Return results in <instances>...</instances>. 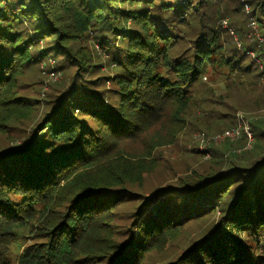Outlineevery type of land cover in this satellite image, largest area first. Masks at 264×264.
Here are the masks:
<instances>
[{
  "label": "trees",
  "instance_id": "obj_1",
  "mask_svg": "<svg viewBox=\"0 0 264 264\" xmlns=\"http://www.w3.org/2000/svg\"><path fill=\"white\" fill-rule=\"evenodd\" d=\"M250 23L264 41V0H0L1 128L30 109L16 92L28 67L58 58L72 70L26 136L0 147V264H13V244L16 264H142L217 213L163 264H264V119L251 121L249 146L225 141L224 171L145 190L153 151L210 121L202 104L217 71L264 107V42L247 38ZM124 206L128 227L115 222Z\"/></svg>",
  "mask_w": 264,
  "mask_h": 264
},
{
  "label": "rangeland",
  "instance_id": "obj_2",
  "mask_svg": "<svg viewBox=\"0 0 264 264\" xmlns=\"http://www.w3.org/2000/svg\"><path fill=\"white\" fill-rule=\"evenodd\" d=\"M247 8L248 7L245 9ZM224 19L226 18H223L221 25L226 29L227 24ZM223 21H225V23H223ZM248 26L251 32L246 34L247 38L252 42H264L263 37H260V32L255 29L253 23H250ZM230 32L232 33L233 31ZM233 39L237 43V47L241 48L243 41L234 34ZM40 46L45 47V43ZM84 46H88L91 53H95L96 49H98V45L95 43L94 46L92 41L89 44L85 43ZM244 52L246 56L252 57L251 54H253V57L256 58L255 48L252 45H250L249 49ZM100 55L106 57L103 53H100ZM58 57L60 58V56ZM53 59L54 58H46V64L38 63V68L35 67L36 69L33 70L31 67H28L24 71V74L19 78L20 80L18 81L16 92L18 96L22 98L26 106H30V109L29 111H26L24 115H21L20 118H15L10 122V126L5 128L0 127V147H10L22 137L26 136L33 126L39 122L43 110L46 107L45 102L51 100L55 95L56 90H61L63 83L68 77H70L72 70L66 68L62 70L61 67L58 68L57 64L62 66L61 60L58 58H55V60ZM258 60L259 59H257V61ZM244 63H247L246 57ZM103 64L105 71L100 72V76H106L107 73L105 72L111 71L106 65L107 63L105 60L103 61ZM52 71H55L53 72L54 74H52ZM96 76L97 74L95 73L93 78ZM206 77L207 80H210V77ZM213 80L214 83L210 85L212 92H209L207 100L202 104V107L208 112L204 117L208 116L207 118H210V121L206 124L203 121L187 124L185 129L181 130L179 133L180 135L182 133V135L177 136V140L174 144L165 147H158L153 151L154 156H157L158 158L156 164L157 168L148 176L149 179L145 190L149 191L151 188L165 187L168 184L175 185L178 178H186L192 173H204L208 170L210 164H219L221 165L220 170L224 171L226 166L229 165V161L224 160L229 156L228 150L231 145L225 141H235L229 139L223 140V131L228 129L227 127L229 126L228 122H226L228 117L232 118L233 122H235L231 127L237 125L240 118L247 122L249 128L251 126V121L254 119H264V107L250 108V104L254 106L251 103L253 98H245L248 101L244 102L234 96L240 93L235 86L227 84V78L223 76V72L217 71ZM104 83L109 86L108 81L105 80ZM254 96L255 94H253V97ZM222 100H227V105L225 102L222 104L220 103V105L215 104V102ZM212 108H214L216 114L211 111ZM220 112L229 113L230 115L223 117V114H220ZM217 116L219 118H217ZM199 118L200 116L198 115L193 117V120L198 121ZM163 120L168 121L167 118H164ZM184 133H186L185 136ZM201 133L204 134V139L202 141L197 140L195 137L199 134L202 135ZM205 137H209L208 141H206ZM126 144L131 143L128 142ZM134 146L136 147L138 144H134ZM247 146H249L248 141ZM230 148L233 149V147ZM137 153H139L138 150L133 151V155ZM132 208L133 206H124V208L118 211V214L115 217L117 226L124 225L125 227H128L130 225V221L126 219V216ZM217 216L218 213L215 216L211 214L209 219L194 220L190 222L187 224V228L183 227L174 241H170L164 252L148 254L142 264H163L166 259L174 257L179 249L189 245L198 235H202L205 230L207 231L211 228ZM11 250L12 262L13 264H16L15 258L19 253V249L17 245L13 244Z\"/></svg>",
  "mask_w": 264,
  "mask_h": 264
},
{
  "label": "built area",
  "instance_id": "obj_3",
  "mask_svg": "<svg viewBox=\"0 0 264 264\" xmlns=\"http://www.w3.org/2000/svg\"><path fill=\"white\" fill-rule=\"evenodd\" d=\"M223 23H225V21H223ZM243 135L246 136L248 144H250L252 140V133L247 122L242 118H240L239 123L237 125L224 130L222 134L223 140H237Z\"/></svg>",
  "mask_w": 264,
  "mask_h": 264
}]
</instances>
